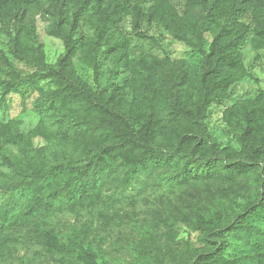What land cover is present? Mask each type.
I'll return each instance as SVG.
<instances>
[{"label":"trees","instance_id":"obj_1","mask_svg":"<svg viewBox=\"0 0 264 264\" xmlns=\"http://www.w3.org/2000/svg\"><path fill=\"white\" fill-rule=\"evenodd\" d=\"M144 1L0 0V23L13 26V61L4 58L0 69V108L12 96L25 104L33 95L32 110L39 117L25 134L17 120L0 122V162L17 177L0 170V194L5 196L0 264L2 250L15 242L72 256L77 264H100L89 240L90 226L71 225L58 234L45 219L92 200L117 168L123 170L120 193L161 169L159 181L166 186L224 181L234 222L222 226L221 211L208 217L196 212L195 230L207 247L181 264H264V229L254 225L264 215V90L222 112L235 149L211 141L206 128L210 108L223 104L236 83L250 78L241 48L249 42L252 50L264 52V0H185L182 15L168 0H147V9ZM41 8L47 35L63 44L64 53L53 65L45 60L31 20ZM196 8L198 20L187 22ZM126 17L134 38L149 39L144 26L156 25L197 53L198 66L150 55L130 59L131 38L119 31ZM81 24L91 32L88 41L77 36ZM77 54L95 80L98 59L118 56L126 83L93 88L74 69ZM15 62L31 71L22 74ZM244 181L246 189L233 187ZM246 190V205L237 212L234 198H244L235 193ZM229 240L238 246L231 255ZM146 264L179 263L150 255Z\"/></svg>","mask_w":264,"mask_h":264},{"label":"rangeland","instance_id":"obj_2","mask_svg":"<svg viewBox=\"0 0 264 264\" xmlns=\"http://www.w3.org/2000/svg\"><path fill=\"white\" fill-rule=\"evenodd\" d=\"M182 15L185 0H168ZM151 1L145 0L142 3L147 9ZM44 8L34 11L31 20L36 26V36L42 44L45 60L53 65L64 53L62 42L54 37L48 36L46 29L48 23L40 14ZM200 16V8H196L186 17V21L195 23ZM148 38L140 40L134 38L131 32L130 18L126 17L120 24L119 31L131 38L128 55L130 59H139L143 56H155L168 58L171 61L183 60L192 67H197L200 56L192 52L185 44L177 41L166 31L156 25L144 26ZM12 24L4 21L0 23V69L4 58L13 61L9 55L10 40L12 37ZM77 36L84 41L91 38V32L84 24H81ZM250 38L248 39V41ZM210 40H206V47ZM244 67L250 78L243 79L236 83L230 90V97L219 106H212L206 118L207 133L211 141L221 147L236 148L231 141L229 129L222 120V112L227 106L247 98H254L259 91L264 90V52L252 50L249 42L241 48ZM82 55L77 54L73 59V66L76 73L82 80L97 89H107L114 86H121L126 83L127 74L119 63V57L113 56L109 59L99 58L100 76L95 80L92 70L82 62ZM16 68L26 74L30 68L21 63L15 62ZM48 88L46 83H41ZM33 99L31 97L22 104L17 96L7 102V105L0 108V122L5 124L10 120H17L22 133L34 129L39 117L33 112ZM35 145H39L38 142ZM15 152L14 150H12ZM0 170L16 177L10 170L3 167L0 162ZM165 170L154 171L144 183L134 185L125 193H120V180L123 170L117 168L111 171L104 179L101 190L89 202H81L72 210H64L54 213L45 219L49 229L55 233L63 234L68 227L74 225L91 227L89 240L93 243L100 264H146L150 255L158 256L161 260L169 263H184L194 256L203 252L207 244L195 230L196 212L203 216H210L216 211H221L224 219L222 226L234 222L233 216L227 210L230 207L225 182L222 180H200L192 181L179 186H166L159 179ZM63 174L58 178L62 179ZM17 178V177H16ZM247 182L240 185L236 183L234 188L246 189ZM235 194L242 195V198H232L239 203L241 212L246 192L237 191ZM5 196L0 194V205L3 204ZM223 205L224 209L219 208ZM229 214H225L226 212ZM254 225L264 229V215H259L254 220ZM214 240V239H212ZM231 248L227 255L238 250V246L232 240ZM1 262L3 264H77L72 256L62 254H47L39 247L22 243H8L2 250Z\"/></svg>","mask_w":264,"mask_h":264}]
</instances>
